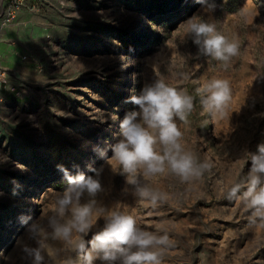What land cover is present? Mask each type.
I'll use <instances>...</instances> for the list:
<instances>
[{
  "label": "rangeland",
  "instance_id": "rangeland-1",
  "mask_svg": "<svg viewBox=\"0 0 264 264\" xmlns=\"http://www.w3.org/2000/svg\"><path fill=\"white\" fill-rule=\"evenodd\" d=\"M9 1L0 0V17ZM25 1L15 20L0 21L7 79L0 90V264H28L18 246L27 239L20 217L35 219L62 190L57 165L103 167L101 203L119 202L141 227L174 241L162 264H264V227L249 225L243 205L223 195L251 166L244 152L264 143V0H209L215 8L207 13L196 0ZM194 13L239 42L227 69L197 56L191 38L182 43ZM157 77L195 97L180 125L183 142L213 168L191 184L151 177L169 193L153 209L122 191L124 178L98 150L111 154L120 131L113 116L134 110L128 98ZM213 78L228 79L233 97L227 116L215 120L196 94Z\"/></svg>",
  "mask_w": 264,
  "mask_h": 264
},
{
  "label": "clouds",
  "instance_id": "clouds-1",
  "mask_svg": "<svg viewBox=\"0 0 264 264\" xmlns=\"http://www.w3.org/2000/svg\"><path fill=\"white\" fill-rule=\"evenodd\" d=\"M196 2L204 12L214 11L215 5L209 0ZM184 26L182 43L191 38L197 56L217 61L225 69L239 56V42L219 32L214 23L194 13ZM179 75L184 80L189 78L184 72ZM196 94L203 111L213 120L227 116L233 98L228 79H210L196 89ZM194 101L186 88L157 77L128 98L126 102L134 110L125 112L122 119L113 116V120L119 119V138L111 144L110 155L103 149L98 154L114 175L124 178L122 191L145 206L156 209L169 199V193L150 184L151 177L171 175L182 184H191L213 168L209 160H202L183 142L180 125L188 123ZM243 156L250 161L249 170L223 195L243 205L249 225L264 227V143L257 145L256 152L245 151ZM57 169L65 185L55 192L47 210L35 219L20 217L27 238L18 241L22 260L28 264H162L174 241L166 231L141 227L133 215L119 210V202L112 207L101 203L98 197L105 192L103 167L88 165L86 172H72L63 165Z\"/></svg>",
  "mask_w": 264,
  "mask_h": 264
},
{
  "label": "built area",
  "instance_id": "built-area-1",
  "mask_svg": "<svg viewBox=\"0 0 264 264\" xmlns=\"http://www.w3.org/2000/svg\"><path fill=\"white\" fill-rule=\"evenodd\" d=\"M25 2V0H10L7 3L5 13L2 17H0V21L3 26L10 24L16 19L20 8L25 5ZM5 75V70L0 66V90L2 85L6 84L7 82Z\"/></svg>",
  "mask_w": 264,
  "mask_h": 264
},
{
  "label": "bare ground",
  "instance_id": "bare-ground-1",
  "mask_svg": "<svg viewBox=\"0 0 264 264\" xmlns=\"http://www.w3.org/2000/svg\"><path fill=\"white\" fill-rule=\"evenodd\" d=\"M127 65V63L124 65V68L122 69V71H125L126 70V66ZM118 124V123H117ZM119 125V124H118Z\"/></svg>",
  "mask_w": 264,
  "mask_h": 264
}]
</instances>
